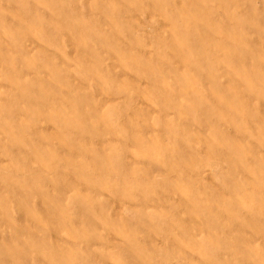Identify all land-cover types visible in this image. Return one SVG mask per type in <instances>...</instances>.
Here are the masks:
<instances>
[{
	"label": "rangeland",
	"instance_id": "rangeland-1",
	"mask_svg": "<svg viewBox=\"0 0 264 264\" xmlns=\"http://www.w3.org/2000/svg\"><path fill=\"white\" fill-rule=\"evenodd\" d=\"M0 264H264V0H0Z\"/></svg>",
	"mask_w": 264,
	"mask_h": 264
}]
</instances>
